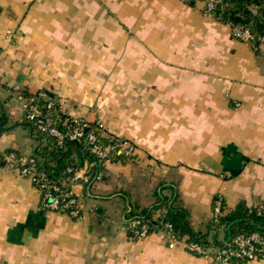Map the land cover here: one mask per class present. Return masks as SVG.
Here are the masks:
<instances>
[{"label": "crops", "instance_id": "obj_1", "mask_svg": "<svg viewBox=\"0 0 264 264\" xmlns=\"http://www.w3.org/2000/svg\"><path fill=\"white\" fill-rule=\"evenodd\" d=\"M40 89L133 152L94 170L72 152L78 218L44 208L31 180L0 164V264H218L161 230L130 238L126 212L173 195L204 229L215 194L226 211L264 204V39L233 37L202 2L0 0V153L50 150L18 95Z\"/></svg>", "mask_w": 264, "mask_h": 264}, {"label": "built area", "instance_id": "obj_2", "mask_svg": "<svg viewBox=\"0 0 264 264\" xmlns=\"http://www.w3.org/2000/svg\"><path fill=\"white\" fill-rule=\"evenodd\" d=\"M203 3L204 10L214 13L217 6H223V0H195ZM231 34L233 37L251 42L254 40V34L247 27L231 26ZM21 108L25 112V117L31 121L36 127L61 144L63 140L68 139L82 143L94 156L100 160H107L114 152L124 155H131L133 145L126 139L109 135L105 132L104 124L100 121H89L84 117H72L73 124H68L66 129H60L53 124L52 119L43 113L38 106L37 98H43L47 101V106H52L54 99L48 96L43 89L36 91V95L22 96ZM55 110V109H54ZM67 121V120H66ZM65 121V122H66ZM109 137L104 140L103 137ZM83 146V147H84ZM8 168L16 170L22 176L28 177L33 185L40 191L41 204L48 210L66 213L74 218L81 215L82 203L80 196L73 189L72 185L78 179L84 177L82 168H73L67 166L66 170L71 172L67 182L59 181L48 175V172L39 168L38 162L33 156L8 151L0 153V164ZM222 197L218 196L214 203L212 215L217 216L221 212ZM137 219H131L128 226L133 230L136 237H144L149 233V227L143 223L138 225ZM164 231L170 237L169 245L173 246L180 241V237L172 230L171 224L165 223L164 227L157 228ZM262 238L258 232L249 234H236L230 239L223 241L220 246H201L193 241H181L185 249L192 254L208 257L218 264H229L236 261H246L254 258H264V254L258 256L257 244L261 243Z\"/></svg>", "mask_w": 264, "mask_h": 264}, {"label": "trees", "instance_id": "obj_3", "mask_svg": "<svg viewBox=\"0 0 264 264\" xmlns=\"http://www.w3.org/2000/svg\"><path fill=\"white\" fill-rule=\"evenodd\" d=\"M190 1L192 3L196 2L195 0ZM214 14L228 22L231 26L249 28L254 34V40L251 41L252 44L264 39V0H223V6H217ZM45 91L48 96L55 99V96L51 92ZM18 94L28 97L36 95V91L28 92L26 90H20ZM36 102L43 113L48 115L52 119L53 124L58 128L65 130L68 124H73L72 117L64 113L57 100H54L53 105L50 107L47 106V101L43 98H37ZM23 116L32 126L36 134L47 139L50 150H44L42 154L33 153L30 156L36 159L39 168L48 172L49 176L57 178L59 181L67 182L72 173L68 172L66 167L72 166L73 168H80L81 166L79 160H76L72 156V152H78L82 156V159L96 162L91 167L93 170L99 168L101 162L104 161L94 156L80 142L65 139L59 144L56 138L49 136L46 131L41 130L31 121H28L25 117V112H23ZM3 118L4 116L0 111V131L2 129ZM108 138L103 137L104 140ZM122 156L128 157V155L114 152L108 159H115ZM218 196L220 195L215 194L213 197L212 211ZM173 200V195L169 197L161 195L157 202L149 207H143L137 210L133 208L129 209L125 215L126 226H128L131 219H137L139 221L138 225L143 223L148 225L150 233L157 228L164 227L165 223H169L171 224L173 232L180 238L184 237L185 241H193L204 247L220 246L224 240L230 239L236 234H249L255 231L262 238L261 243L257 244V247L260 249L258 256L264 254V204L261 206H247L244 201H239L233 209L226 211L222 198L221 212L217 216L212 215L204 229H196L188 219L187 210L174 204ZM158 211L159 214L155 216ZM218 228L222 229L224 233L223 238L218 237ZM126 230L130 238H138L131 228L126 227Z\"/></svg>", "mask_w": 264, "mask_h": 264}]
</instances>
